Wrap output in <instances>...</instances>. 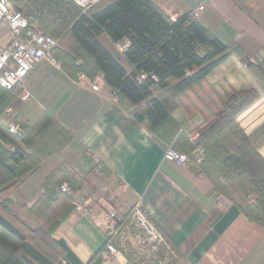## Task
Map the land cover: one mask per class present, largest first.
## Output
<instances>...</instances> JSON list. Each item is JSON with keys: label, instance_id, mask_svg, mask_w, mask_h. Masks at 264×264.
<instances>
[{"label": "crops", "instance_id": "crops-1", "mask_svg": "<svg viewBox=\"0 0 264 264\" xmlns=\"http://www.w3.org/2000/svg\"><path fill=\"white\" fill-rule=\"evenodd\" d=\"M170 19L203 5L195 19L234 52L198 84L173 98L168 120L155 132L119 105L97 73L89 84L77 83L43 61L17 88L8 111L31 121L49 113L72 140L43 160L12 194L20 215L41 194L45 176L63 166L77 178L70 195L84 206L87 187L109 201L73 211L54 233L64 248L65 264H134L125 252L106 257L102 224L107 210L119 215L139 203L176 254L178 264H264V227L249 220L226 196L212 190L198 164L178 166L163 158L167 147L186 152L189 144L214 121L227 98L251 90L256 100L235 121L246 135L264 122V0H150ZM1 38L7 42L8 32ZM99 42L128 72L129 64L105 34ZM176 79L170 78L169 83ZM25 90L28 97L20 98ZM29 102L23 105L22 103ZM143 104L134 106L140 108ZM258 152L264 159V144ZM66 183V182H65ZM78 202V203H77ZM74 203V202H73ZM85 209V211H84Z\"/></svg>", "mask_w": 264, "mask_h": 264}, {"label": "trees", "instance_id": "trees-1", "mask_svg": "<svg viewBox=\"0 0 264 264\" xmlns=\"http://www.w3.org/2000/svg\"><path fill=\"white\" fill-rule=\"evenodd\" d=\"M9 1L29 21L63 41L62 47L53 48L52 57L67 76L74 79L83 72L93 79L100 73L119 105L131 109L132 117L153 132L168 120L170 107L175 105L173 98L198 84L225 58L238 53L237 47L226 46L189 18V12L172 20L150 0H101L84 12L71 0ZM101 34L112 42L128 40L122 54L129 64L128 72L99 42ZM139 72L146 78L138 83ZM170 78L176 79L175 83L170 84ZM12 100L13 91L0 87L2 109ZM255 100L251 90L231 94L214 121L184 153L202 146L204 159L199 166L210 179L212 190L264 227V159L258 152L264 144V122L246 135L235 121ZM141 103L140 108L132 109ZM16 123L21 129L18 135L0 125V193L5 195L0 198V264H61L64 248L51 234L73 211L70 198L60 190L62 181L75 182L72 174L58 166L45 176L42 193L29 209L42 226L36 230L23 226L28 233L9 212L8 189L18 188L43 160L62 151L72 135L47 112ZM122 217L126 221L127 215ZM125 254L134 262L130 248ZM157 259L178 264L172 248L170 252L161 248L146 264H157Z\"/></svg>", "mask_w": 264, "mask_h": 264}, {"label": "built area", "instance_id": "built-area-1", "mask_svg": "<svg viewBox=\"0 0 264 264\" xmlns=\"http://www.w3.org/2000/svg\"><path fill=\"white\" fill-rule=\"evenodd\" d=\"M82 12L101 0H71ZM200 4L189 12V18L197 19L203 10ZM8 32L7 42L0 47V87L7 91H14L22 87L27 74L40 62L47 61L52 66L59 68V64L52 57V50L58 41L48 35L35 22L29 21L9 0H0V34ZM116 50L123 54L128 47V40L122 39L115 42ZM146 78V74L139 72L136 81L139 83ZM154 81L156 77L150 75ZM77 83H87L93 91L98 90L97 82L89 79L83 72L76 75ZM28 97L25 90L20 92L22 100ZM8 132L18 135L21 129L18 123H11L7 127ZM163 158L178 166L187 163L201 164L204 159V149L200 145L193 147L189 154L181 152L171 146L163 152ZM61 191H68L65 182L60 187ZM84 206L76 205L77 211ZM85 211V209H84ZM124 220L116 210L109 209L105 214L102 224L105 241L103 254L106 257L125 252L130 248L135 255L134 264H146L155 257L156 253L164 248L170 252L165 238L149 219L139 203H135L127 212ZM157 264H164L165 260L157 259ZM61 264H65L61 261Z\"/></svg>", "mask_w": 264, "mask_h": 264}, {"label": "rangeland", "instance_id": "rangeland-1", "mask_svg": "<svg viewBox=\"0 0 264 264\" xmlns=\"http://www.w3.org/2000/svg\"><path fill=\"white\" fill-rule=\"evenodd\" d=\"M1 36H3L4 37V35H1L0 34V47H2L3 46V43L5 42L2 38H1ZM8 40V39H7ZM57 41H58V43H57V47H62V45H63V41L62 40H58V39H56ZM78 62V61H77ZM77 75V74H76ZM16 90H18V89H16ZM16 90H14L13 91V99L15 98V96H16ZM12 102H13V100H12ZM11 102V103H12ZM29 102H31V100H29V101H27V102H24V103H22L23 105H26V104H29ZM11 105V104H10ZM9 105V106H10ZM20 118H17L16 116H14L13 115V112H12V110L11 111H8V107H6V108H4V109H2V107H1V105H0V125H2L4 128H7L8 126H9V124H11V123H15L17 120H19ZM58 166H60V165H58ZM58 166H55V168L56 167H58ZM55 168H53L52 170H54ZM51 170V171H52ZM70 172V171H69ZM71 173V172H70ZM72 176H73V178L75 179V182H73V183H71V184H69V181L68 180H64V181H62V183L63 182H66V184H67V186H68V188H69V186L71 187V188H76L77 187V178L72 174ZM26 178V177H25ZM25 180V179H24ZM24 182V181H23ZM62 183H61V185H62ZM61 185H60V187H61ZM17 189V188H16ZM16 189H12V188H9L8 190H9V194H8V196L11 198V203L8 205V209H9V212H10V214L11 215H13L15 218H17V220L18 221H20L21 222V224L22 225H20L19 223H18V226H20V228L25 232V233H28L29 231H27L25 228H23V226H25V227H28L30 230H36V229H38V228H40L41 226H42V222H41V220H39L38 219V217H36L34 214H32L30 211H29V209L31 208V206L33 205V203L36 201H34L30 206H28V208H26L25 209V211H26V213H27V216L26 215H20L19 213H17L16 212V208H14V207H12L11 205H12V202H13V200H12V194H13V192L16 190ZM87 189V192H86V194H85V196L87 197L83 202V204H91V203H95V202H98V200L101 202V203H104L105 204V202H107V201H109V198L108 197H105V196H100L99 198L96 196L97 194H95V192L94 193H92V192H90V190H88V189H90L89 187H87L86 188ZM61 192H63L65 195H67L69 198H70V201H71V206L73 207V209L75 210V211H77V209H76V202L72 199V197H71V195H70V192H71V189L69 188V190L68 191H61ZM42 193V192H41ZM6 194V193H5ZM41 195V194H40ZM39 195V196H40ZM2 196H5L4 194H2V193H0V198L2 197ZM74 202V203H73ZM78 203V202H77ZM58 208H59V206H58ZM60 226V225H59ZM58 226V227H59ZM57 227V228H58ZM57 228L53 231V233L51 234V237L55 240V238H54V233H55V231L57 230Z\"/></svg>", "mask_w": 264, "mask_h": 264}]
</instances>
